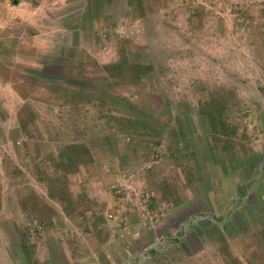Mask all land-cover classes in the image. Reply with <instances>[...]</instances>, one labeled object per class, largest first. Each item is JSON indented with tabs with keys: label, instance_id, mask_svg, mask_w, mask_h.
Wrapping results in <instances>:
<instances>
[{
	"label": "rangeland",
	"instance_id": "rangeland-1",
	"mask_svg": "<svg viewBox=\"0 0 264 264\" xmlns=\"http://www.w3.org/2000/svg\"><path fill=\"white\" fill-rule=\"evenodd\" d=\"M68 7L0 35L8 264H264V0Z\"/></svg>",
	"mask_w": 264,
	"mask_h": 264
},
{
	"label": "crops",
	"instance_id": "crops-1",
	"mask_svg": "<svg viewBox=\"0 0 264 264\" xmlns=\"http://www.w3.org/2000/svg\"><path fill=\"white\" fill-rule=\"evenodd\" d=\"M68 5H70V0H0V35L2 36L4 32H8L4 31V29L7 30L8 28H30L41 25L40 23L45 20L44 16H47L48 12H65V10L69 9ZM79 6L78 10L83 11V5L79 4ZM57 18L59 21L58 25L62 26V28L65 27L66 23H70V18H66L65 15ZM83 19L84 17L80 20ZM36 36L38 35L36 34ZM18 37L14 35V40L17 41L16 38ZM9 40L11 41V39ZM4 246V244H0V264H8L7 256L1 253V248H4Z\"/></svg>",
	"mask_w": 264,
	"mask_h": 264
},
{
	"label": "trees",
	"instance_id": "trees-1",
	"mask_svg": "<svg viewBox=\"0 0 264 264\" xmlns=\"http://www.w3.org/2000/svg\"><path fill=\"white\" fill-rule=\"evenodd\" d=\"M112 67H113V66H112ZM104 68L107 69V68H108V65H107V66H104L103 69H104ZM106 71H108V70H106ZM108 72H110V71H108Z\"/></svg>",
	"mask_w": 264,
	"mask_h": 264
}]
</instances>
